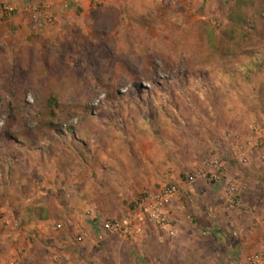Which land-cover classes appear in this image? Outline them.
<instances>
[{"label":"rangeland","instance_id":"rangeland-1","mask_svg":"<svg viewBox=\"0 0 264 264\" xmlns=\"http://www.w3.org/2000/svg\"><path fill=\"white\" fill-rule=\"evenodd\" d=\"M87 1L89 8L0 0V222L52 220L70 240L66 264H172L175 251L165 245L180 229L170 238L145 225L141 235L155 232L156 245L140 253L129 241L141 235H114L106 224L136 217V203L164 186L189 199L187 182L204 180L226 198L234 184L241 207L226 201L222 211L235 226L230 239L245 232L256 242L249 257L264 242V67H249L264 64V0ZM44 5L55 24L33 18ZM237 5L255 29L232 41ZM141 170L167 181L131 199L129 214L99 213L90 199L97 185L106 189ZM197 228L180 247L189 256L180 263L224 264L228 247L214 238L229 244L227 237ZM88 229L115 241L106 246Z\"/></svg>","mask_w":264,"mask_h":264},{"label":"crops","instance_id":"crops-1","mask_svg":"<svg viewBox=\"0 0 264 264\" xmlns=\"http://www.w3.org/2000/svg\"><path fill=\"white\" fill-rule=\"evenodd\" d=\"M70 1L81 8L90 7L87 0ZM113 1L119 4L121 0ZM143 167L146 170L147 166L144 165ZM231 168L227 167L228 175L238 178L239 182H243V179H239L240 174L238 172L240 173V171L238 169L231 170ZM141 171L144 174V170ZM165 181H167L166 178L164 179L158 173L150 176L146 172L141 176L135 175L124 179L118 178L112 180L111 184H107L106 189L97 185V194L91 196L90 199L96 202L99 213L109 216L112 211L111 207H114L117 210L116 212L121 211L122 213L129 214L132 212L129 204L131 199L138 196L143 189H154L157 184H162ZM126 182L129 183L127 184ZM133 184L137 185L134 190L131 188ZM186 186L190 193L189 199L185 194L175 197L169 206L170 213L178 221L181 232L177 240L169 245H165L175 251V258H169L170 261L174 259L172 264H181L182 260H188L189 256L180 253V247H182L183 242L191 241L194 238L195 231L198 230L197 227L214 230L219 235L227 237L229 244H227L228 242L225 241V238H214L217 245L223 243L224 247H228L224 264H247L248 257L246 258L245 251L248 246L254 247V243L256 242L252 241L249 243L250 236L244 231V235H240L238 240L230 239V229L234 230L235 226L227 224L231 223V220L222 211V205L226 203L224 188H217L216 184L208 183L204 180L187 182ZM252 195L254 196L255 192ZM116 212L111 214H116ZM51 221L38 218V220L32 221L27 225L18 224L17 222L12 224V221L0 222V264H66L65 249L67 241L70 240L66 236V231L57 229L56 223ZM233 223L236 226L239 225L235 218L233 219ZM87 233L90 237H96L94 234L96 233L95 230L88 229ZM154 235L155 232L148 231L146 234L134 239V241L129 242H132L140 253L146 252L147 248H153L156 245ZM114 238L116 237L109 236L104 232H101V237L98 236V240L102 241L106 246L111 241H115ZM204 246V249L208 251L209 243H205ZM139 256L142 257L140 254ZM134 260L129 258L127 262L128 264H135ZM158 260L160 261L158 263L162 264L160 258ZM138 261H140L139 257ZM202 262L206 263L205 260H202ZM208 262L209 260H207Z\"/></svg>","mask_w":264,"mask_h":264},{"label":"built area","instance_id":"built-area-1","mask_svg":"<svg viewBox=\"0 0 264 264\" xmlns=\"http://www.w3.org/2000/svg\"><path fill=\"white\" fill-rule=\"evenodd\" d=\"M93 1L98 5H103L113 0ZM51 9L50 5L35 8L33 18L38 21L43 20V22L53 25L56 22V18ZM4 11L13 15L19 12L16 8L11 6H5ZM262 127H264V124ZM262 127L256 126L255 130L259 131ZM214 166L220 169L219 162L215 161ZM219 174V176H216L218 180L226 177L222 173ZM238 191L239 188L231 184L226 193L227 204L232 210L239 209L242 204ZM178 194L179 188L177 186H164L158 193L147 195L136 203L139 210L136 217L113 219L106 224L107 231L125 238H135L141 235L145 225L151 224L159 230L166 232L170 238H177L179 235V228L169 213L168 205ZM247 264H264V242L255 253L248 257Z\"/></svg>","mask_w":264,"mask_h":264},{"label":"trees","instance_id":"trees-1","mask_svg":"<svg viewBox=\"0 0 264 264\" xmlns=\"http://www.w3.org/2000/svg\"><path fill=\"white\" fill-rule=\"evenodd\" d=\"M230 21H231V25H230L231 37L230 38L232 41H234L236 39L238 34L242 36L241 33L245 29H250V30L255 29V26L250 24L249 20L246 18V15L243 12V6L242 5H240V6L237 5V6H235V8H233V10H231ZM252 65L256 66L258 68L264 67V64H258L257 61H251L249 63V67Z\"/></svg>","mask_w":264,"mask_h":264}]
</instances>
